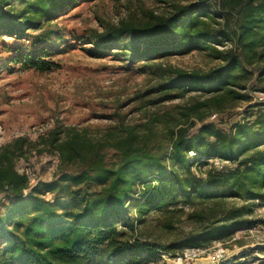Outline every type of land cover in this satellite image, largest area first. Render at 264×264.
Here are the masks:
<instances>
[{"label": "trees", "instance_id": "1", "mask_svg": "<svg viewBox=\"0 0 264 264\" xmlns=\"http://www.w3.org/2000/svg\"><path fill=\"white\" fill-rule=\"evenodd\" d=\"M76 1L0 0V36L15 39L6 45L7 62L43 72L57 66L62 33L53 39L49 30L37 37L26 30L39 28L40 19L55 22ZM163 2L142 17L102 25L90 40L97 53L114 51L139 68L171 52L208 51L217 66L162 75L150 104L194 91L207 98L155 110L142 128L129 125L100 138L87 129L69 128L63 136L52 129L60 175L34 187L17 168L25 139L1 146L0 264H157L166 249L207 248L231 238L246 211L235 200L248 212L250 202L264 203V103L228 129L206 122L213 111L250 101L249 88L264 92V0ZM198 161L208 165L200 174L193 170ZM183 206L193 223L185 240L162 247L143 239L139 226L151 210L166 217L163 226L171 231Z\"/></svg>", "mask_w": 264, "mask_h": 264}, {"label": "rangeland", "instance_id": "2", "mask_svg": "<svg viewBox=\"0 0 264 264\" xmlns=\"http://www.w3.org/2000/svg\"><path fill=\"white\" fill-rule=\"evenodd\" d=\"M13 6L18 9L20 4L17 1ZM164 6L163 0H79L58 14L55 22L38 20L39 28L27 29L26 33L37 37L49 30L53 39L59 33L65 39L60 45L63 50L55 57L57 66L50 71L25 69L7 62L11 54L7 46L15 39L0 36V147L21 137L25 139V156L17 160L19 171H28L35 182H50L60 175L59 158L49 142L52 129L60 130V136L69 128L87 129L92 138H100L129 125L142 128L148 114L155 110L168 111L207 98L208 94L194 91L157 106L150 104L158 97L151 91L162 81V75L168 77L175 69L207 71L217 66L220 60L208 51L171 52L139 68L114 51L106 55L97 53L90 40L102 25L142 17L143 10H160ZM257 87L256 91L248 89L250 101H237L223 111H213L206 122L228 129L232 123L251 117L256 112L252 105L264 103L262 86ZM199 126L197 121L191 133ZM210 161L221 168V161ZM207 168L200 161L193 166L199 174ZM235 201L236 207L246 209L240 218L243 224L231 230L233 235L227 241H213L207 248L214 251L218 246L225 247L229 259L236 263L264 264V203L250 202L248 212L242 200ZM183 207V212L176 214L171 231L163 226L166 217L151 210L146 222L139 226L143 239L162 247L185 240L193 223L188 218L189 207ZM162 253L165 256L157 264H175L171 257L181 252L173 247Z\"/></svg>", "mask_w": 264, "mask_h": 264}, {"label": "built area", "instance_id": "3", "mask_svg": "<svg viewBox=\"0 0 264 264\" xmlns=\"http://www.w3.org/2000/svg\"><path fill=\"white\" fill-rule=\"evenodd\" d=\"M260 99L263 100V98ZM22 173L28 176L31 187L36 186L40 182H35L28 171ZM227 255V249L223 246H218L214 251H211V248L191 247L171 258H173L175 264H237L234 259H229ZM164 256L163 253H160L159 260Z\"/></svg>", "mask_w": 264, "mask_h": 264}]
</instances>
